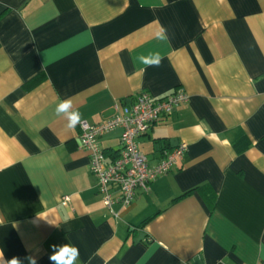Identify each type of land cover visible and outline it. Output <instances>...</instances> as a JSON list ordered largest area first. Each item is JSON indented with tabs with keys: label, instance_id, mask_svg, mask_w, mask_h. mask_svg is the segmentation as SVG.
I'll return each mask as SVG.
<instances>
[{
	"label": "crops",
	"instance_id": "0c3cea01",
	"mask_svg": "<svg viewBox=\"0 0 264 264\" xmlns=\"http://www.w3.org/2000/svg\"><path fill=\"white\" fill-rule=\"evenodd\" d=\"M153 51L159 67L133 62ZM176 89L188 101L137 142L149 165L184 155L107 207L56 104L97 124ZM121 132L99 137L106 162ZM65 244L76 264H264V0H0V264Z\"/></svg>",
	"mask_w": 264,
	"mask_h": 264
},
{
	"label": "built area",
	"instance_id": "2783aa9c",
	"mask_svg": "<svg viewBox=\"0 0 264 264\" xmlns=\"http://www.w3.org/2000/svg\"><path fill=\"white\" fill-rule=\"evenodd\" d=\"M188 98L189 95L183 89H176L160 98L141 91L121 110L115 105L116 113L104 123H79L80 146L88 152L90 171L96 178L98 190L103 194L107 207L117 201L128 206L138 189L147 191L152 181L170 171L182 158L187 149V144L183 141L173 149L163 151L159 161L149 165L137 139L162 117L170 114L175 106L187 102ZM117 127L122 129L121 148L110 162H106L98 139ZM113 190L118 193L115 197Z\"/></svg>",
	"mask_w": 264,
	"mask_h": 264
},
{
	"label": "clouds",
	"instance_id": "9594fccd",
	"mask_svg": "<svg viewBox=\"0 0 264 264\" xmlns=\"http://www.w3.org/2000/svg\"><path fill=\"white\" fill-rule=\"evenodd\" d=\"M155 38L159 41L168 42L169 37L167 29L161 27L155 34ZM162 55L159 51L149 52L148 54H138L133 58V62H139L148 67H159L162 62ZM55 115L66 119L69 128L75 127L82 120V113L73 107L71 98L60 100L54 109ZM79 257V249L70 244L59 246L53 254L50 256V260L53 264H76ZM31 264H35L34 260H31ZM9 264H20V261L13 258Z\"/></svg>",
	"mask_w": 264,
	"mask_h": 264
}]
</instances>
